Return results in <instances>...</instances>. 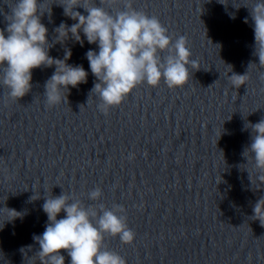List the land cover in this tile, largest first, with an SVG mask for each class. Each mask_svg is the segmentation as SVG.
<instances>
[{"label": "clouds", "instance_id": "1", "mask_svg": "<svg viewBox=\"0 0 264 264\" xmlns=\"http://www.w3.org/2000/svg\"><path fill=\"white\" fill-rule=\"evenodd\" d=\"M56 3L63 7L65 16L77 22L71 26L62 22L55 29V42L65 44L72 39L83 45V33L89 44L98 45V52L91 49L86 52L96 78L89 99L98 98L97 109L104 115L121 105L142 84L157 87L163 81L170 89L181 88L192 79V72L200 69L199 62L191 59L187 37L170 35L156 15L136 9L134 0H99V5L96 0ZM78 7L87 15L76 11ZM247 8L253 21L254 54L264 66V0H255ZM45 12L51 14V7L45 8V0H15L11 14L6 16V28L0 29V84L8 90V97L17 102L32 89L33 69L54 66L55 71L44 84V97L48 107H55L68 102L69 86L77 88L87 83L88 72L82 65L67 63L72 55L67 47L63 59L49 55L52 44L48 41V29L41 22ZM244 23H248L247 18ZM230 78L232 87L238 89L245 84L247 74H233ZM249 128L252 142L243 156L252 164L259 189L264 186V118L255 124L246 123L244 130ZM249 178L253 184L250 172ZM87 195L90 201L97 202L103 192L95 187ZM40 198V194H35L30 200ZM42 209L47 215L45 230L33 236L39 245L35 255L40 264H65L62 251L67 252L70 264H127L124 257L109 250L105 243L107 237H118L124 244L134 242L136 234L128 226L122 205L114 204L111 208L103 203L85 205L75 195L62 191L53 196L50 190L44 195ZM7 212L9 221L22 217L14 209ZM61 212L65 216L58 219ZM253 213L250 219L258 220L264 227V196L254 204Z\"/></svg>", "mask_w": 264, "mask_h": 264}]
</instances>
